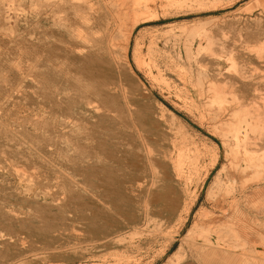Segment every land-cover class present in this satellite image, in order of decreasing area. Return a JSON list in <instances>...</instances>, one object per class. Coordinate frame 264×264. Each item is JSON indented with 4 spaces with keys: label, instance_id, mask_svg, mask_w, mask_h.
I'll list each match as a JSON object with an SVG mask.
<instances>
[{
    "label": "rangeland",
    "instance_id": "rangeland-1",
    "mask_svg": "<svg viewBox=\"0 0 264 264\" xmlns=\"http://www.w3.org/2000/svg\"><path fill=\"white\" fill-rule=\"evenodd\" d=\"M129 1L133 3V0ZM151 1L154 0L135 2L142 7ZM46 2L0 0V4L8 10L5 20H1L0 16L1 60L15 66L21 63L28 68L27 51L23 44L20 47L18 43L29 41L31 31H35L37 38H42L44 22L36 12H40ZM155 2L157 5L151 11L140 8L138 23L135 16L124 18L123 29L116 38L121 46L119 51L123 53L126 47L130 57L131 70L123 74V82L125 88L135 95L136 102L131 107L133 112L139 117L146 111L161 115L166 123L164 129L176 133L180 139L183 147L180 169L189 182L184 199L179 201L174 211L166 212L160 209L165 202L155 197L147 198L140 211L142 218L139 224L123 226L116 231L113 242L95 246V242L86 235V223L94 215L87 210L88 199H72L59 194L65 190L62 187L44 191L33 181H25L14 170L23 171L22 163L11 157L8 151H0V181L12 187L15 193L12 197L15 202L9 210L15 217L28 221L21 227L14 225L25 252L21 258H14L12 264H247L240 255L242 248L233 247L238 242L230 239L210 247L206 245L205 238L217 237L213 231L223 227L237 228L249 238L257 237L259 232L253 224L244 226L243 215L233 212L229 206L235 199L242 198V180L227 162L222 135L215 128L214 118L228 117L238 109L241 115L258 124L257 130L250 132L251 135H264V0ZM192 24L203 25L204 29L192 31L181 28ZM133 26L128 48L124 45V35ZM135 54L142 60L150 57L161 67V73L155 72L150 76L139 70L134 62ZM153 66L150 65L151 69ZM41 70L39 64V71L34 72V76L26 73L30 92L35 88L32 83L39 87L43 85ZM257 83H260L258 105H262L259 112L249 109L251 96L245 95L249 87ZM215 86L225 92L222 102L213 100ZM41 116L32 108L18 115H8L0 110V128L5 124L15 136H19L16 130L22 129L24 117L36 121ZM26 126L30 132L40 131L31 122ZM15 142L12 140L11 143ZM197 149L204 150L202 158ZM221 167H225L221 185L209 194V186ZM36 171L37 168L28 169L29 174ZM69 177L76 180L84 178ZM262 198L261 205L264 204V195ZM22 199L28 202L22 204ZM65 202L70 204L66 206ZM61 205L62 209L59 208ZM83 211H88L86 216L89 219H84ZM204 211L207 214L202 217ZM122 213L115 214L119 221L128 218ZM101 215L104 218L105 213ZM45 217L50 218L49 230L45 229ZM40 229L43 231L40 232ZM189 232L191 234L187 237ZM47 237L52 238L48 243L43 242L39 246L30 244L32 239ZM257 241L247 243L245 249H252L253 245L264 249V243ZM175 256H178V262Z\"/></svg>",
    "mask_w": 264,
    "mask_h": 264
},
{
    "label": "bare ground",
    "instance_id": "bare-ground-1",
    "mask_svg": "<svg viewBox=\"0 0 264 264\" xmlns=\"http://www.w3.org/2000/svg\"><path fill=\"white\" fill-rule=\"evenodd\" d=\"M46 1L41 11L36 12L44 22L42 38H37L35 31H31L29 41L18 43L27 51L28 68L21 63L15 66L0 59V110L8 115H18L32 108L42 116L36 121L24 117L22 129L16 130L19 136L4 124L0 128V151H8L11 157L22 163L23 171L14 170L25 181H33L44 191L62 187L65 190L59 194L72 199L87 198V210L94 215L86 223V235L95 246H104L114 241L118 229L140 223V211L147 198L155 197L165 202L160 209L172 212L188 190V178L179 164L183 147L178 135L164 129L166 123L159 114L146 111L141 117L136 116L131 108L136 102L135 95L125 88L123 82V74L130 72L131 63L126 47L121 53V46L117 43L116 36L123 29L122 21L130 16L136 18L140 8L151 11L157 3L154 0L141 7L136 0L132 4L129 0ZM7 13L6 6L0 4L1 20L7 18ZM138 21L137 17L136 23ZM181 28L199 31L204 26L192 24ZM133 29L134 26L124 35V45L128 48ZM134 62L139 70L150 76L161 73V67L150 57L142 60L135 54ZM39 64L43 85L39 87L30 81L35 87L30 92L26 73L34 76V72L39 71ZM259 86L257 83L245 92L247 97L251 96L249 109L257 112L262 107L258 105ZM213 91V100L222 102L225 94L222 88L215 86ZM241 114L235 109L228 117H215V128L222 135L227 162L242 180V198L235 199L229 206L233 212L243 215L244 226H256L258 241L264 243V204L261 205L264 135L252 136L250 132H255L258 124ZM29 122L40 131L30 132L26 126ZM12 140L16 142L12 144ZM203 153L204 150L197 149L199 157L202 158ZM34 168L38 171L29 174L28 169ZM224 173L225 167H221L215 174L209 194L221 185ZM68 175L84 178L76 180ZM254 180L256 182L252 184ZM12 190L0 181V264H12L14 258H21L25 252L14 225L21 227L28 221L15 217L9 210L15 202ZM21 202L26 204L28 200L22 199ZM59 208L62 209L63 205ZM121 212L128 215L124 221L115 216ZM87 213L82 212L84 219L88 218ZM102 213H105L104 218ZM206 214L204 211L201 216ZM44 222L47 223L45 229L49 230L50 218L45 217ZM213 232L217 237L205 238L207 246L215 247L216 242L231 239L238 242L234 248H242L243 262L264 264L262 246L245 249V245L257 241V237H245L234 227L217 228ZM51 240L49 237L32 239L30 244L39 246ZM175 257L178 262V256Z\"/></svg>",
    "mask_w": 264,
    "mask_h": 264
},
{
    "label": "crops",
    "instance_id": "crops-1",
    "mask_svg": "<svg viewBox=\"0 0 264 264\" xmlns=\"http://www.w3.org/2000/svg\"><path fill=\"white\" fill-rule=\"evenodd\" d=\"M182 264H191V263H188V262H183Z\"/></svg>",
    "mask_w": 264,
    "mask_h": 264
}]
</instances>
